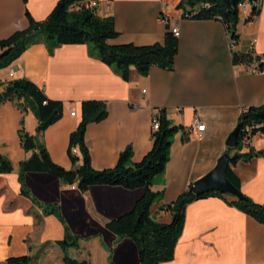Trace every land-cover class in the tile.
Returning a JSON list of instances; mask_svg holds the SVG:
<instances>
[{"label":"crops","instance_id":"0c3cea01","mask_svg":"<svg viewBox=\"0 0 264 264\" xmlns=\"http://www.w3.org/2000/svg\"><path fill=\"white\" fill-rule=\"evenodd\" d=\"M58 1L0 0V40L29 27L27 11L38 22L46 20ZM182 1L85 0L97 2L99 17L114 19L119 36L110 40V45L162 44L166 23L177 25L181 34L172 72L154 67L148 77H142L133 68L131 79L126 82L112 67L92 58L89 45H64L51 56L43 44L29 48L11 67L0 71V84L27 78L49 99L64 103L63 119L40 136L54 162L63 166L62 145L67 153V138L81 122L83 101L107 103V119L89 124L85 135L91 164L97 171L114 168L127 148L133 150V163L146 156L152 147L156 109H165L176 125L191 129L187 142L183 132L174 137L166 171L155 178L152 186L153 192L161 194L152 215L164 224L171 222L167 206L212 171L227 153V140L242 111L264 105V67L256 73L257 61L237 66L232 62L236 51L252 52L254 58L259 56L264 63V2L254 21L247 23V15H241V39L234 46L222 22L185 19L179 8ZM247 10L251 11L249 5ZM7 70L8 74L3 75ZM13 70L14 77L10 78ZM72 110L76 117L70 115ZM30 112L22 114L20 123L23 121L29 134L36 135L38 123ZM196 118L205 125L202 133L193 127ZM27 121L33 124L30 129ZM251 147L264 150V135L255 136ZM249 150L246 147L243 152ZM31 155L26 153L25 160ZM233 171L242 193L264 204V158L239 162ZM3 179L11 190L10 196L18 198L19 170L14 168ZM25 181L41 204H58L66 218L79 224L91 219L95 228L89 231H84L89 225L73 226L69 221L74 233L82 236L80 248L71 251L74 258L88 260L90 264H140L136 244L127 238L120 239L93 219L86 196L76 187L64 186L48 174H28ZM144 193L143 189L94 186L89 190V198L98 214L114 220L131 213ZM7 200V196L0 198V264H9V258L19 256L35 258L31 264H64L63 252L54 245L63 236L59 220L55 216L45 217L40 207L24 199L18 209L7 212ZM46 242L51 245L46 246ZM164 264H264V226L223 199L196 201L187 207L186 224L174 260Z\"/></svg>","mask_w":264,"mask_h":264},{"label":"trees","instance_id":"16d2710c","mask_svg":"<svg viewBox=\"0 0 264 264\" xmlns=\"http://www.w3.org/2000/svg\"><path fill=\"white\" fill-rule=\"evenodd\" d=\"M27 3V0H23ZM264 0H184L179 8L184 11L185 19L198 21L217 20L222 22L230 35L234 46L240 42L238 24L241 20L240 7L250 5L246 22L254 21L261 14ZM92 3V2H91ZM85 0H59L46 20L38 22L27 11L29 27L15 33L8 39L0 40V54L7 52L0 60V71L8 69L31 47L43 44L52 56L56 49L64 45H89L90 56L112 67L124 81L131 79L132 69L142 77H148L152 68L172 72L179 49V38L166 23L164 43L137 46L135 44L110 45V40L118 38L112 17L101 18L96 9L91 8ZM257 61L259 69L264 63L253 53L234 51L232 62L237 65H250ZM0 106L22 99L29 101L28 107H21L23 112L30 110L37 120L36 135H30L22 127L18 131L20 144L31 157L19 164V182L21 190L18 198L10 196V188L4 183L3 176L13 173L12 162L0 154V198L7 196L5 211L12 212L21 206V199L40 207L45 217L55 216L64 226L65 235L54 245L63 252L64 264H90L88 260H78L71 255L72 250L79 249L80 237L74 235L66 225L63 213L58 204H41L26 185L28 174H48L59 179L62 185L76 187L87 198V209L99 224L106 227L120 239H130L136 244L140 264H164L175 258L177 244L186 224L187 207L199 200L220 198L238 211L252 217L264 226V204L254 202L244 194L246 200L228 199L227 195L211 192L196 195L192 185L179 198L167 206L171 213L168 224L157 222L152 215V208L161 194L152 191L155 178L162 176L170 161L174 137L183 132L184 140H190L191 129L176 125L169 119L167 111L156 109L154 119L159 122V129L151 134L152 147L138 163L132 162L133 150L127 148L119 157L114 168L97 171L92 167L89 149L85 142L86 129L91 123H100L107 119V103L98 100H87L81 103V122L69 136L67 155L72 162V169H66L55 163L46 146L40 141L50 127L63 119L64 103L49 99L44 91L27 78L12 80L0 84ZM23 126V121L21 122ZM237 142L230 154V165L226 172L228 180L241 191L240 182L233 171L239 162H249L253 158H264V150L255 151L251 147L252 139L264 135V105L248 108L240 114L234 130ZM249 147V152H243ZM77 148L79 150H77ZM79 151L80 156L74 153ZM94 186L118 187L127 191L144 190V196L137 202L134 210L124 216L110 220L97 213L89 198V190ZM47 245H51L47 243ZM45 248V247H44ZM31 256L11 257L9 264H31Z\"/></svg>","mask_w":264,"mask_h":264},{"label":"rangeland","instance_id":"374dc122","mask_svg":"<svg viewBox=\"0 0 264 264\" xmlns=\"http://www.w3.org/2000/svg\"><path fill=\"white\" fill-rule=\"evenodd\" d=\"M249 7L251 8L250 5H249ZM6 74H8V70L3 73V75H6ZM18 105H20L21 107H28L29 101L26 99H22V100H19L16 102L6 103V104L0 106V144H1L0 154L3 155L4 157H6L7 159H9L12 162L14 168H16L17 170H19L20 162L25 160L24 155L26 154V152L21 147L20 137H19V133H18V131L20 129H22V127H24L21 125L20 121H21V119L24 118L23 115L26 114V111L23 112L22 109H20ZM28 111H30V110H28ZM66 112H67V108H66ZM31 114L34 118L33 119L34 122L36 123L37 120H36L35 116L33 115V113H31ZM32 125L33 124H31L30 121H27V129H30L32 127ZM24 129L27 133H29L28 130H26V127H24ZM68 142H69V139L67 138V144H68ZM77 150H79V149L77 148ZM61 160H62V163L67 168L65 166L59 164L60 166L66 168V169L73 167L72 162L70 161L67 153L63 152V145H62V159ZM63 212L64 211L62 209V213ZM63 216H64V214H63ZM64 219L66 220L65 223H66L67 227L70 229V231L74 235H77L78 237H80V241L82 239V236L80 234L74 233L73 229L70 226V223L73 226L79 225L81 227H86L87 225H89L88 229L84 230V231H89L91 228H95L94 224H91V222H92L91 219H88V221L83 220V222L81 224L73 221V218H66L64 216ZM69 221H70V223H69ZM62 230H63V236H62V239H63L64 235H65V229H64L63 225H62ZM46 243H48V242H46Z\"/></svg>","mask_w":264,"mask_h":264},{"label":"water","instance_id":"95a60500","mask_svg":"<svg viewBox=\"0 0 264 264\" xmlns=\"http://www.w3.org/2000/svg\"><path fill=\"white\" fill-rule=\"evenodd\" d=\"M7 52L0 54V60ZM237 142V133L234 131L227 140V147L234 149ZM230 154H224L219 160L215 168L203 178L199 179L192 185V191L196 195L205 193L218 192L224 195L235 197L239 200H246L242 191L237 189L226 177L227 169L230 165Z\"/></svg>","mask_w":264,"mask_h":264},{"label":"built area","instance_id":"2783aa9c","mask_svg":"<svg viewBox=\"0 0 264 264\" xmlns=\"http://www.w3.org/2000/svg\"><path fill=\"white\" fill-rule=\"evenodd\" d=\"M97 6V2H92L90 4V7L91 8H95ZM240 13L241 15H247L248 14V10H247V5H243L240 7ZM169 23V22H167ZM171 25V24H170ZM171 31L172 33L177 37L179 38L180 37V28L177 26V25H171ZM256 73L260 72V69L259 68H256L255 70ZM10 78H13L14 77V70L11 71V73L9 74ZM70 115L72 117H76L77 113L75 110H72L70 112ZM193 127L199 132V133H202L204 132L205 130V125L201 122V120L199 118H196L194 120V124H193ZM159 129V122L157 120H153V130H158ZM74 153L77 154V150H74Z\"/></svg>","mask_w":264,"mask_h":264}]
</instances>
